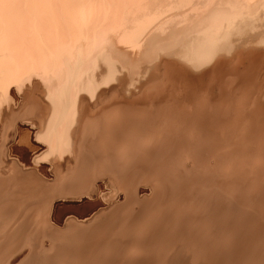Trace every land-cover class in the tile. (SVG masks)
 <instances>
[{
    "label": "bare ground",
    "instance_id": "1",
    "mask_svg": "<svg viewBox=\"0 0 264 264\" xmlns=\"http://www.w3.org/2000/svg\"><path fill=\"white\" fill-rule=\"evenodd\" d=\"M27 243L264 264V0H0V264Z\"/></svg>",
    "mask_w": 264,
    "mask_h": 264
},
{
    "label": "rangeland",
    "instance_id": "2",
    "mask_svg": "<svg viewBox=\"0 0 264 264\" xmlns=\"http://www.w3.org/2000/svg\"><path fill=\"white\" fill-rule=\"evenodd\" d=\"M66 200H67V202H66ZM72 201H74V202H72ZM99 201H101V200H99ZM94 203H95V200H90V199H88L86 197L80 199V198H78L76 196H70L69 198L65 199L64 201L62 199V200L59 201V206H58L57 211H56L57 213H55L56 216H54L55 219L53 221H55L57 223L60 222L59 224H61V223L63 224L65 218L67 216H69V215H73L74 214V215H76V216H78L80 218H83L84 216H88L91 213L92 210L94 211L96 209L94 207L95 206ZM36 242H37L36 240L33 241L34 244ZM50 242L51 241L49 240V237H45L44 239L41 238L39 240V242L36 244V246L38 247L39 245H42V244L46 245V246H49ZM20 246L21 247L19 249H17V251H15V253L13 254V257H12V260L15 259V263L14 264H19L20 262L25 261V257L28 255L29 250L31 248L30 244H28V243L26 245H20ZM191 253H193V251H191Z\"/></svg>",
    "mask_w": 264,
    "mask_h": 264
}]
</instances>
